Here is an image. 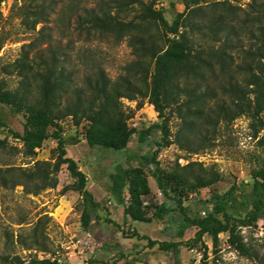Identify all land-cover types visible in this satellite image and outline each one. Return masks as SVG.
Segmentation results:
<instances>
[{
	"label": "rangeland",
	"instance_id": "rangeland-1",
	"mask_svg": "<svg viewBox=\"0 0 264 264\" xmlns=\"http://www.w3.org/2000/svg\"><path fill=\"white\" fill-rule=\"evenodd\" d=\"M53 1L54 8L46 23L38 24L35 28L31 27L33 17L24 14V6L19 1L5 0L0 4V78L6 89L22 91L21 80L24 78L30 96H37L36 79L32 77V72L22 68V63L33 64L35 53L43 51L47 45L51 49H58L65 61L66 71L71 73V88L64 96L63 104L65 101L74 103L76 96L73 89L84 87L85 78L99 69L114 81L125 73L124 68L128 64L139 60L128 38L86 37L85 33L79 34L75 30V11L79 12V7L83 5L91 6L93 0ZM144 1H154L156 8L163 10L169 24L184 12L183 0ZM250 3L251 0H212L201 4L193 12L183 13L185 28L182 30L190 37L195 53L208 61L212 53L218 55L224 52L223 58L229 67L223 76L218 77L222 82L232 80L244 84L249 75L245 65L252 63L245 51L252 43L243 32L226 41L224 31L212 25V21L224 16L232 19L235 29H239L242 22L253 15ZM136 14L137 9L134 8L125 20L132 19ZM143 35L148 37L156 49L164 47L161 31L156 25H148ZM28 44H32V47L29 48ZM142 60L147 66L151 64L148 56ZM214 68L218 71L217 62ZM197 80H192V87L199 85L201 91L207 85L217 86V81L212 78L206 82ZM136 83L142 93L146 94L147 83ZM217 93L219 100L229 102L228 96L222 95L220 90ZM211 104L212 101L208 100L205 109ZM119 105L128 127L141 130L159 122L157 112L151 107L147 96L121 99ZM165 112L171 116L169 128L172 139L178 137L185 144L189 142L184 149L172 144L160 148L157 154L163 173L177 177L182 182L180 188L187 193L184 206L190 207L193 213L199 212L201 203L212 192L223 193L233 184L244 192L250 191L254 172L264 168V132L255 135L254 126L245 116L206 127H202L200 120H192L194 126L187 131L182 128L177 106ZM0 118L5 124V127H0V169L13 170L4 176L12 184L8 187L0 184V264H8L4 260L6 255L28 259L29 253L40 259L55 258L69 264H202L204 252H207V264H264V220L258 221L253 228L241 229L244 242L256 253L257 258L250 259L230 247L225 233L219 235L220 250L216 256L211 252V240L206 235L200 243L189 247L194 230L188 228L182 236L178 234L181 221L177 212L171 213L164 220L153 217L156 207L164 198L139 158L150 156L156 151V143L159 141L156 129L147 137L146 143L140 144L134 138L130 140L128 149L115 152L87 144L86 130L89 122L86 119H82L78 125L75 124L78 119L71 117L59 122L66 157L72 159L85 174L87 189L100 204L97 210L100 219L92 224L88 233L80 225L82 203L79 195L73 191L62 192L65 186L72 183L65 165L61 166L56 175L55 188L33 194L28 190L33 189V186H12L14 182L22 181L21 171L31 169L34 162L54 161L56 141L52 138L43 141L36 155L27 157L22 143L9 132H23L24 114L13 113L8 106L0 105ZM116 164L130 173L123 204L117 203L110 194L109 175L114 172ZM198 176H217L219 180L209 187L191 190L190 186ZM129 188H133L137 194L138 204L134 211L140 217L138 220L123 216V211L129 206ZM228 213L233 216L244 214ZM43 217L48 219L40 229L47 251L28 252L14 242L18 233L26 236L37 220ZM150 242L155 244L150 246ZM161 243L178 245L177 259H174L170 251L160 250Z\"/></svg>",
	"mask_w": 264,
	"mask_h": 264
},
{
	"label": "trees",
	"instance_id": "trees-1",
	"mask_svg": "<svg viewBox=\"0 0 264 264\" xmlns=\"http://www.w3.org/2000/svg\"><path fill=\"white\" fill-rule=\"evenodd\" d=\"M3 1L5 0H0V4ZM15 1H19L24 6V14L33 17L32 28L46 23L54 8L53 0ZM210 1L212 0H183V13L193 12L201 4ZM250 5L253 15L248 16L239 29H235L232 19L224 16H219L212 21V25L224 31L226 41L243 32L246 39L252 43L245 51L252 63L245 65L249 75L243 85L232 80L222 82L218 79L229 67L223 58V51L218 55L212 53L208 61L193 51L190 37L185 30H182L185 28L183 13L178 14L169 24L163 10L157 9L154 1L93 0L91 6H80L79 12L75 11V30L79 34L85 33L86 37L113 36L119 40L128 38L139 60L128 64L124 68L125 73L114 81L107 78L101 69L86 77L84 87L73 89L76 96L74 103L64 100L63 104V98L71 88V73L66 71L65 61L61 58L58 49H51L49 45L43 51L35 53L33 64L22 63V68L32 72V77L36 79L37 96H30L24 78L21 80L22 91L6 89L0 78V105L8 106L13 113L24 114L23 132L20 134L9 131L14 139L22 143L24 154L27 157H33L43 141L49 138L56 141L54 161L52 163L34 162L31 169L21 171L22 181L14 182L12 186L16 184H22L24 188L33 186V189H28L33 194L47 188H55L56 175L61 166L65 165L72 183L65 186L62 192L73 191L79 195L82 203L80 225L85 232L89 233L92 224L100 219L97 215L100 204L88 191L85 174L79 170L72 159L66 157L59 122L66 117H71L78 119L75 121L78 125L82 119H86L89 122L86 130L87 144L90 147L115 152L128 149L130 140L134 138L140 144L146 143L147 137L156 129L159 132L156 151L150 156L139 158L164 198V201L156 207L153 217L164 220L171 213L177 212L181 221L178 234L182 236L188 228L194 230V237L190 240L189 247L200 243L206 235L211 240V252L216 256L220 250L219 235L225 233L230 247L235 252L246 258L256 259V253L244 242L241 229L253 228L258 221L264 220L263 167L254 172L249 192H244L233 184L223 193L212 192L209 198L201 203V211L193 213L190 207L183 205L187 193L180 188L182 182L177 177L164 174L157 161L160 148L176 144L184 149V146L189 143L185 144L178 137L172 139L169 128L171 116L165 110L173 106H177L182 128L187 131L192 130L194 126L192 120H200L202 127H206L245 116L254 126L255 135L260 131L264 132V0H251ZM134 8L137 9L134 19L125 20ZM150 24L156 25L161 31L164 46L161 49L153 47L148 37L143 35ZM28 47L31 48L32 44H28ZM145 56L151 59L149 66L142 60ZM216 62L219 64L218 71L214 68ZM208 78L217 81V86L207 85L202 91L199 85L192 87V80L206 82ZM137 81L147 83L146 94L142 93ZM218 90L222 95L229 97V102L218 99ZM136 96L148 97L150 104L157 112L158 123L141 130L126 125L119 101L133 99ZM183 98L184 101H181ZM208 100L212 101V104L206 110L205 104ZM0 127H5L1 118ZM262 141L264 144V137ZM113 170L114 172L109 175L110 194L117 203L123 204L125 186L130 173L120 164H116ZM12 171L9 168L0 169V184L3 187L12 184L4 177ZM218 180L217 176L211 178L198 176L190 188L191 190L206 188ZM128 191L129 206L123 211V216L138 220L140 217L134 211L135 205L138 204L137 194L133 188H129ZM228 211L244 214L233 216ZM47 222L48 219L44 217L38 219L26 236L18 233L14 242L28 252L47 251L42 241L44 235L40 230ZM154 244V242L149 243L150 246ZM159 249L170 251L174 259H177L179 255V247L173 243H161ZM204 249L206 251V247ZM29 254L28 259L18 255H6L4 260L8 264H69L55 258L40 259L36 255ZM207 258V252H204L202 264H207L205 262Z\"/></svg>",
	"mask_w": 264,
	"mask_h": 264
},
{
	"label": "built area",
	"instance_id": "built-area-1",
	"mask_svg": "<svg viewBox=\"0 0 264 264\" xmlns=\"http://www.w3.org/2000/svg\"><path fill=\"white\" fill-rule=\"evenodd\" d=\"M151 107H153V106L151 105ZM198 262H199V260H198Z\"/></svg>",
	"mask_w": 264,
	"mask_h": 264
}]
</instances>
